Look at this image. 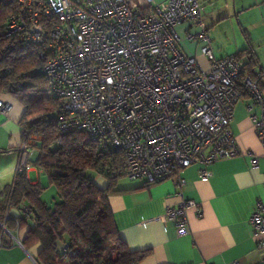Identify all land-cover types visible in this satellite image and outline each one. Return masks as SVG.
<instances>
[{
  "label": "built area",
  "instance_id": "built-area-1",
  "mask_svg": "<svg viewBox=\"0 0 264 264\" xmlns=\"http://www.w3.org/2000/svg\"><path fill=\"white\" fill-rule=\"evenodd\" d=\"M0 1L13 7L4 35L39 49L40 66L18 75L45 78V95L57 104L59 132H85L122 151L130 179H171L182 195V172L189 166L196 165L199 177L207 179L221 159L246 156L253 169L264 159V153L237 145L230 123L242 99L236 83L242 64L233 55L215 57L198 0ZM140 6L149 10L141 13ZM186 21L200 28L186 38L203 42L206 68L180 48L177 26ZM11 73V67L0 69V77ZM242 84L250 94L248 117L264 150V69L253 68ZM1 94L0 113L6 116L11 105ZM20 134L21 144L0 149V155L17 154L16 171L28 173L36 137L23 126ZM190 209L202 215L199 202L182 199L160 218L185 225ZM249 225L257 249L264 250V201H256ZM4 233L6 244L0 236V246L13 244V234L0 223ZM63 251L70 253L67 245Z\"/></svg>",
  "mask_w": 264,
  "mask_h": 264
},
{
  "label": "crops",
  "instance_id": "crops-1",
  "mask_svg": "<svg viewBox=\"0 0 264 264\" xmlns=\"http://www.w3.org/2000/svg\"><path fill=\"white\" fill-rule=\"evenodd\" d=\"M156 3L165 0H154ZM203 7L202 23L211 41L216 58L236 54L247 49L253 52L255 69H264V0H198ZM200 28L186 21L177 26L180 48L205 68L207 60L201 53L200 39L188 40V32ZM247 59V58H246ZM205 64V65H204ZM6 116L0 113V149H15L21 144L19 120L24 107L11 103ZM247 98L234 107L230 128L242 151L253 150L262 155L264 150L246 109ZM23 109V111H22ZM17 154L0 155V189L10 184L16 170ZM212 175L202 179L198 167L183 170L185 182L178 188L171 179L144 186L142 181L121 178L117 181L118 193L108 195L119 237L128 249L150 251L140 264H255L264 259V250L256 247V237L249 225V217L257 200L264 201V159L257 169L251 168L248 157L236 156L221 159L211 166ZM34 172L32 181L30 174ZM42 169L33 165L28 172L32 183L39 182ZM95 183L106 186V180L93 175ZM41 199L49 207L48 199ZM182 199L199 202L202 215L193 209L185 225H176L160 217L168 206H177ZM17 213L16 209L12 210ZM2 223V222H0ZM33 223L12 232L14 243L0 246V264H40L37 255L40 246L25 248L22 240ZM6 244L5 237L0 235ZM19 241L21 244L17 243Z\"/></svg>",
  "mask_w": 264,
  "mask_h": 264
},
{
  "label": "trees",
  "instance_id": "trees-1",
  "mask_svg": "<svg viewBox=\"0 0 264 264\" xmlns=\"http://www.w3.org/2000/svg\"><path fill=\"white\" fill-rule=\"evenodd\" d=\"M140 10L145 13L149 7L140 6ZM12 11L11 5L0 1V69L14 70L0 77V94L13 96L24 107L19 125L36 137L37 154L32 163L48 175L57 197L53 207H49L41 199L44 187L39 182L32 183L28 173L15 170L11 183L0 189V222L11 233L33 223L21 243L25 248L40 246V264H140L150 251L127 248L118 235L108 195L120 191L116 185L121 178L142 181L144 186L158 182L130 179L123 152L100 144L85 132H59L55 120L57 104L45 95V78L18 75L40 66L41 60L37 47L4 35L5 21ZM229 55L242 64L236 83L242 98L249 99L242 78L255 67L253 52L243 49ZM94 174L106 180L104 188L95 183ZM23 205L28 206L27 210ZM105 243L114 246L112 254L107 253ZM64 245L70 253L63 251Z\"/></svg>",
  "mask_w": 264,
  "mask_h": 264
},
{
  "label": "rangeland",
  "instance_id": "rangeland-1",
  "mask_svg": "<svg viewBox=\"0 0 264 264\" xmlns=\"http://www.w3.org/2000/svg\"><path fill=\"white\" fill-rule=\"evenodd\" d=\"M142 3H144V0H135V2H134V4H136V5H138V4H142ZM205 65V64H204ZM11 103H14V104H19V105H21L20 103H19V101L17 100V99H15L13 96H11V95H7V96H5ZM22 106V105H21ZM23 107V106H22ZM22 111H23V109H22ZM34 175H35V173L34 172H32L31 174H30V177H31V179H32V181H33V179H34ZM39 183H40V185L42 186V187H44L43 188V191H42V194L41 195H43V199H48V204L50 205V207L52 208L53 207V203H54V200L56 199V197H57V192H56V189H55V187L50 183V181H49V179H48V175L45 173V172H43V173H41L40 174V180H39ZM105 245V248H106V250H107V253L110 255V254H112L113 253V250H114V246L113 245H111V244H107V243H105L104 244Z\"/></svg>",
  "mask_w": 264,
  "mask_h": 264
},
{
  "label": "water",
  "instance_id": "water-1",
  "mask_svg": "<svg viewBox=\"0 0 264 264\" xmlns=\"http://www.w3.org/2000/svg\"><path fill=\"white\" fill-rule=\"evenodd\" d=\"M36 154H37L36 152L33 153V155H32V160H34Z\"/></svg>",
  "mask_w": 264,
  "mask_h": 264
}]
</instances>
